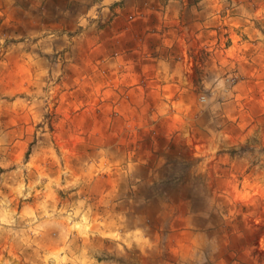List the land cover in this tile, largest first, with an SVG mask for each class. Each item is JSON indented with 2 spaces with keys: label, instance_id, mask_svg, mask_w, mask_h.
<instances>
[{
  "label": "crops",
  "instance_id": "crops-1",
  "mask_svg": "<svg viewBox=\"0 0 264 264\" xmlns=\"http://www.w3.org/2000/svg\"><path fill=\"white\" fill-rule=\"evenodd\" d=\"M66 1L70 7L65 4V16H77L73 21L80 26L81 51L73 52L76 57L71 58L80 64L74 67L80 85L78 92L71 89L70 81L78 78L75 71L70 72L74 64L68 65L67 84L60 92L74 93V100L57 107L51 126L45 123L46 112L39 100L41 81L49 75V58L41 59L40 41L34 40L39 34L38 19L30 24L23 19L22 28L31 33V39L26 36L7 44L0 59V167L6 168L9 161L17 165L0 171V185H8L7 176L31 166L27 170H35V175L28 183L54 202L45 213L56 212L55 201L63 195L70 203L61 219L67 222L72 215L84 216L75 194L94 189L97 176L88 168L91 160H109L115 174L125 175L128 182L135 177V169L120 170L118 162L130 163L133 157L134 167H139L152 155L154 161L165 157L162 152L167 156V134L175 131L178 142L186 122L181 115L167 119L166 98L176 95L179 110L190 108L196 92L185 93L179 86L187 74L192 76L194 90L203 85L216 97L229 91L227 75L236 71L242 77L235 94L239 109L224 106L229 125L248 126L242 123V115L251 124L264 113V0ZM108 81L111 93L105 89ZM219 108L217 100L208 107L213 113ZM131 145L146 152L142 155ZM145 169L151 175L153 167ZM113 181L114 177L110 186L104 184L99 197L105 208L118 204L114 199L119 190ZM21 187L16 184L12 190L16 193ZM36 203L31 208L39 214L41 205Z\"/></svg>",
  "mask_w": 264,
  "mask_h": 264
},
{
  "label": "rangeland",
  "instance_id": "rangeland-1",
  "mask_svg": "<svg viewBox=\"0 0 264 264\" xmlns=\"http://www.w3.org/2000/svg\"><path fill=\"white\" fill-rule=\"evenodd\" d=\"M65 4L69 6V1L0 0V59L7 44L31 39V33L22 28L23 19L25 24L38 19L39 34L34 40L40 41L41 59L49 58V75L39 90L48 127L57 117V107L74 98V93L60 92L67 84L68 65L74 64L70 72L75 71L78 78L70 81L71 89L78 92L80 85L79 71L74 70L80 64L71 59L76 57L73 52L81 51L80 26L73 21L77 16H65ZM227 76L229 91L216 97L203 85L194 90L192 76L187 74L179 86L185 93L196 92L190 108L179 110L177 96H168L165 113L167 119L182 116L184 136L177 142L175 131L167 134L169 153L162 152L161 161H154L152 155L139 167H134L133 157L130 163L118 162L120 170L135 169L130 181L115 174V166L105 158L89 161L88 168L97 176L94 189L75 194L83 217L61 219L70 203L62 193L55 201L56 212L45 213L54 202L28 183L35 175V170H27L31 166L7 176L8 185H0V264H264V113L251 124L242 115V123L248 126L229 125L224 106L239 109L235 94L242 77L236 71ZM105 89L113 91L110 82ZM214 100L220 104L215 113L208 109ZM232 109L229 113L234 115ZM131 146L142 155L146 152L139 145ZM148 165L153 167L151 175L145 172ZM16 166L9 161L0 171ZM112 177L119 190L114 199L118 204L105 208L99 197ZM16 184L22 187L15 193ZM33 203L41 205L39 214L31 208Z\"/></svg>",
  "mask_w": 264,
  "mask_h": 264
},
{
  "label": "built area",
  "instance_id": "built-area-1",
  "mask_svg": "<svg viewBox=\"0 0 264 264\" xmlns=\"http://www.w3.org/2000/svg\"><path fill=\"white\" fill-rule=\"evenodd\" d=\"M202 99H204V97H202Z\"/></svg>",
  "mask_w": 264,
  "mask_h": 264
}]
</instances>
